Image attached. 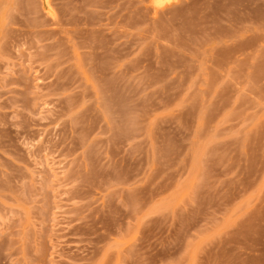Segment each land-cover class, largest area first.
<instances>
[{
    "label": "rangeland",
    "instance_id": "rangeland-1",
    "mask_svg": "<svg viewBox=\"0 0 264 264\" xmlns=\"http://www.w3.org/2000/svg\"><path fill=\"white\" fill-rule=\"evenodd\" d=\"M0 264H264V0H0Z\"/></svg>",
    "mask_w": 264,
    "mask_h": 264
}]
</instances>
